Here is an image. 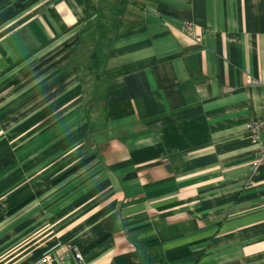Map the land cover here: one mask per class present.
Instances as JSON below:
<instances>
[{"label": "crops", "instance_id": "obj_1", "mask_svg": "<svg viewBox=\"0 0 264 264\" xmlns=\"http://www.w3.org/2000/svg\"><path fill=\"white\" fill-rule=\"evenodd\" d=\"M119 2L0 0V264H264V0H124L95 71Z\"/></svg>", "mask_w": 264, "mask_h": 264}, {"label": "rangeland", "instance_id": "obj_2", "mask_svg": "<svg viewBox=\"0 0 264 264\" xmlns=\"http://www.w3.org/2000/svg\"><path fill=\"white\" fill-rule=\"evenodd\" d=\"M107 17H109V14H107ZM10 115H12V110H11V112L9 113ZM9 123V122H8ZM18 125H20V124H18ZM39 128L40 127H49L48 125H37ZM7 128V134H6V138L5 139H3L1 142H0V145H4L5 144V146L7 147V148H13L14 146H17V144L19 143V141L21 142V144H24V145H26V147H28L29 148V146H30V142H31V139L32 138H35V136H36V133H37V131H38V133L41 131L40 129H37L36 131H35V129L33 128V127H35V125H30V123H28V124H23V123H21V127L20 126H17V125H15V127H13V125L11 124H7V126H6ZM24 128V129H23ZM26 130V131H25ZM23 131H24V133H23ZM0 132H2L1 130H0ZM23 133V135H24V137L22 138V140H20V139H18L17 141H14V139H13V135L14 134H16V135H18L19 133ZM39 136L41 135V134H38ZM5 136V135H4ZM40 143V144H39ZM39 143H38V145H40L39 147H41V148H43L44 147V144H45V141H43V143L41 142V141H39ZM28 144V145H27ZM76 145V143L75 144H73V146H75ZM18 146H20L19 144H18ZM25 147V148H26ZM36 148L37 147H34V150L33 151H31L33 154H40V152L41 151H37L36 150ZM40 148V149H41ZM35 155H33L34 156V158H33V156H31L30 157V155L29 156H17V158L16 159H14V156H12V155H6L5 157H3L2 159H4L5 160V163L4 164H6L7 166L8 165H13L14 163H16V164H20L21 163V165H23V164H25V163H27V164H29V160H30V162H33V161H36V160H34V159H38V160H40L41 159V157H42V155H40V156H35ZM1 158V157H0ZM30 158H32V159H30ZM66 157H64L63 155H58V156H55L54 157V161L56 162H61L62 160H64ZM15 160V161H14ZM38 162H40V161H38ZM20 168V167H19ZM41 172L40 171H38V175L40 174ZM22 178L24 179V180H26V179H29V173L27 172V171H22ZM33 174H36V172H32V175ZM3 175H5V177H6V179H9V178H12L13 177V175H14V172L13 171H10V169L8 168H6V172H4V173H1V175H0V178H1V176H3Z\"/></svg>", "mask_w": 264, "mask_h": 264}, {"label": "built area", "instance_id": "obj_3", "mask_svg": "<svg viewBox=\"0 0 264 264\" xmlns=\"http://www.w3.org/2000/svg\"><path fill=\"white\" fill-rule=\"evenodd\" d=\"M185 31L187 34L195 37L196 39H199L200 37L195 33L194 26L192 23L187 22L185 26ZM248 81L250 83H254V81L251 79V77H248ZM248 129L250 131V137L251 141L253 143H256L258 145L255 157L253 158L251 162V169L253 172H255L259 168H264V114L261 115L258 118L253 119L248 124ZM263 136V138H261ZM65 250L67 252H70L71 255L74 256L78 264H88L82 254L79 252V250L68 244L66 245ZM36 264V263H34Z\"/></svg>", "mask_w": 264, "mask_h": 264}, {"label": "trees", "instance_id": "obj_4", "mask_svg": "<svg viewBox=\"0 0 264 264\" xmlns=\"http://www.w3.org/2000/svg\"><path fill=\"white\" fill-rule=\"evenodd\" d=\"M124 10V0H120L117 8L113 10L111 18L108 19L104 13L100 10L96 12V19L93 23V30L96 33V40L94 43V50L91 54L90 68L95 71L100 67L101 54L104 41L107 39V34L109 31L108 25L106 23L110 21L111 26H115L119 23L120 16Z\"/></svg>", "mask_w": 264, "mask_h": 264}]
</instances>
